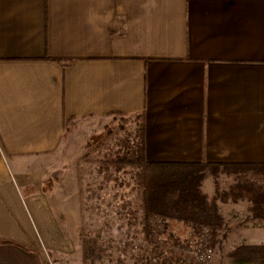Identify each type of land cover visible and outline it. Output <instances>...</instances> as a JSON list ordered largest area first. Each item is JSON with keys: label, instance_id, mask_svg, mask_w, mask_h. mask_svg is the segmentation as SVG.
<instances>
[{"label": "crops", "instance_id": "1", "mask_svg": "<svg viewBox=\"0 0 264 264\" xmlns=\"http://www.w3.org/2000/svg\"><path fill=\"white\" fill-rule=\"evenodd\" d=\"M115 110L148 161L264 163V0H0V264H81L44 186L63 119Z\"/></svg>", "mask_w": 264, "mask_h": 264}, {"label": "trees", "instance_id": "2", "mask_svg": "<svg viewBox=\"0 0 264 264\" xmlns=\"http://www.w3.org/2000/svg\"><path fill=\"white\" fill-rule=\"evenodd\" d=\"M54 60L64 67L71 63L69 60ZM107 115L120 119L121 122L118 127L107 130L98 143L103 144L110 137L116 139L119 134H122L121 140L115 143L109 154L94 158L87 155V161L95 163L105 175L102 184L104 186L101 190H96L98 194L90 189L89 181L83 182L79 179L78 193L83 222L87 220V213L92 207L99 209L96 200L102 202V199L109 198V194H112L108 202L111 199L117 207L110 210L112 217L105 221L108 246L114 240V228H125L124 236L131 237L129 227L138 224L145 243L153 244L158 242L159 235L166 233L172 240V232L168 227L175 225L184 227L194 236H199L206 229L212 248L217 247L220 258L226 264H264V243L238 242L223 248L231 230L219 206V202L226 203V199L217 193L209 195L201 188L208 175L214 177L220 169L230 172L236 176V181L231 187L234 192L232 201L247 197L250 202L247 211L248 214L251 213L247 217L264 218V188L256 186L254 189L253 180L245 176L248 170L257 171L263 175L264 182V163L148 161L144 156V113L115 110ZM127 119L132 120L129 130H126L125 126ZM78 120L80 118L74 116L63 119V137ZM156 217H161L162 222L158 223ZM99 234L97 230L95 236L93 234L94 239L90 240L88 227L84 223L79 226L75 239L80 244L81 264H101V257L95 249L96 236ZM125 244L128 251L132 244ZM159 249L156 248V252L148 256L158 254ZM140 264L149 263L145 259Z\"/></svg>", "mask_w": 264, "mask_h": 264}, {"label": "rangeland", "instance_id": "3", "mask_svg": "<svg viewBox=\"0 0 264 264\" xmlns=\"http://www.w3.org/2000/svg\"><path fill=\"white\" fill-rule=\"evenodd\" d=\"M110 117V115H106L103 117L83 118L76 121L69 128L59 147L55 151V156H53L54 158H52L53 163L51 164L53 165L49 168L50 177L48 178L47 184L44 188L46 192L51 193L49 194V197L50 195L52 197L51 202L55 214L58 218H62L64 220L67 232L72 233L75 231L74 236L76 237V232L79 226L84 223L89 229L88 237L91 240L94 239L95 232L99 230L100 234L96 236L97 242L95 249L101 257V264H124L129 262L131 264H140L144 262L145 259H147V262L149 263L148 259H150L149 257L151 256L148 255L155 253L156 248H160L159 253H173V248L178 242H184L185 239H188L187 236L189 231L182 226H169L168 229L172 232V240L171 238L169 239L167 233L163 236L159 235L160 237H158L161 238V242H155L157 244L155 245V243H145L144 236L140 232V226H138V224L129 227V232L132 234V236L130 235L131 237L124 236L126 230L125 228H114V231L112 232L114 240H112L109 247L106 233L108 231L106 228L107 223L105 221L106 219H110L112 217L110 210L113 207H117L111 199L108 202V199L111 198L110 196L112 194H109V198L107 197L102 199V202L96 200V203L99 205V209L92 207L93 209L87 213V220L85 222L82 221L83 215L81 214L79 207V179L83 182L89 181L90 189L98 194L99 192L96 190H101L104 186H102V184L105 181V175L99 171L100 169H98V166L95 163L87 161V155L94 158L109 154L115 143H117L118 140L120 141L122 137V134H119L115 137L116 139H111L110 137L103 144L98 143V141L106 135L107 130L120 125V119H113ZM131 121L132 120L130 119L126 120V130L131 128ZM87 144L90 145L87 146ZM245 176L251 181L253 180L252 186L254 189H256V186L264 188V182L262 180L263 175L257 173V171L248 170L245 172ZM235 177L236 176L230 172L220 169L216 172V176L213 177L208 175L203 180L201 188L202 191L209 195L217 193L222 198H225L226 205H223V202H219V206L228 209L236 204V211L243 212L250 202L245 196L238 198L236 201H232L234 192L231 191V187L236 181ZM50 178L56 183L52 182V180L50 181ZM53 184L55 187L58 186L57 189L61 193L58 194L55 189L54 192L51 191ZM47 185L50 186L47 188ZM102 192H104L103 189ZM126 197L128 198V196ZM123 198L125 199V197ZM96 212L99 214H96ZM241 232L242 233L238 235V233L230 230L223 248H227L233 243L235 244L238 242L250 243L253 239L254 233L257 234V236L262 233L264 235V230L260 231L249 229ZM75 240L80 247L79 241L77 239ZM125 242H130V244H132V246L130 245L128 251ZM80 256L81 251L79 249L77 250L75 257L81 258ZM49 259L53 261L50 256ZM218 263L226 264V262L220 258V252L217 247H215L213 249L211 264Z\"/></svg>", "mask_w": 264, "mask_h": 264}, {"label": "built area", "instance_id": "4", "mask_svg": "<svg viewBox=\"0 0 264 264\" xmlns=\"http://www.w3.org/2000/svg\"><path fill=\"white\" fill-rule=\"evenodd\" d=\"M156 218L158 223L162 222L161 217ZM187 238L185 239L186 242H178L174 246L173 253L162 252L152 255L149 264H210L213 248L207 230L205 229L199 236H194L189 232ZM47 264H55V262L48 258Z\"/></svg>", "mask_w": 264, "mask_h": 264}]
</instances>
